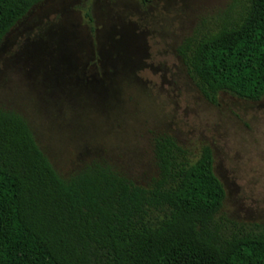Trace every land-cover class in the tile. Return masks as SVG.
<instances>
[{"label": "rangeland", "instance_id": "rangeland-1", "mask_svg": "<svg viewBox=\"0 0 264 264\" xmlns=\"http://www.w3.org/2000/svg\"><path fill=\"white\" fill-rule=\"evenodd\" d=\"M233 1L45 0L0 45V108L25 118L63 178L100 162L148 187L157 136L195 160L209 146L221 215L264 224V99L221 93L212 105L177 53Z\"/></svg>", "mask_w": 264, "mask_h": 264}, {"label": "trees", "instance_id": "trees-1", "mask_svg": "<svg viewBox=\"0 0 264 264\" xmlns=\"http://www.w3.org/2000/svg\"><path fill=\"white\" fill-rule=\"evenodd\" d=\"M43 1L0 0V45ZM177 53L212 105L221 93L262 101L264 0H234ZM153 151L148 187L100 162L63 178L25 118L0 108V264H264V224L221 215L227 193L213 150L195 160L160 135Z\"/></svg>", "mask_w": 264, "mask_h": 264}]
</instances>
